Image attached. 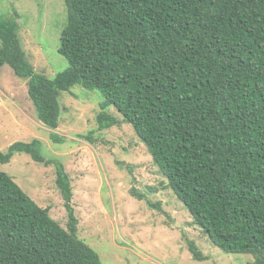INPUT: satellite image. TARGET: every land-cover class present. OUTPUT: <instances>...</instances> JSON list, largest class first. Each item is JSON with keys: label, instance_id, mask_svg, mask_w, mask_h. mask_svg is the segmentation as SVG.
Instances as JSON below:
<instances>
[{"label": "trees", "instance_id": "trees-1", "mask_svg": "<svg viewBox=\"0 0 264 264\" xmlns=\"http://www.w3.org/2000/svg\"><path fill=\"white\" fill-rule=\"evenodd\" d=\"M64 3L59 53L69 68L55 79L36 73L16 13L0 17V72L9 65L29 80L38 120L52 131L62 93L99 90L101 130L121 124L107 112L113 107L213 244L264 264V0ZM42 150L40 140L18 142L0 151V164L16 154L52 164ZM57 165L68 229L0 170V264H103L78 236L71 180ZM188 246L205 259L194 242Z\"/></svg>", "mask_w": 264, "mask_h": 264}, {"label": "rangeland", "instance_id": "rangeland-1", "mask_svg": "<svg viewBox=\"0 0 264 264\" xmlns=\"http://www.w3.org/2000/svg\"><path fill=\"white\" fill-rule=\"evenodd\" d=\"M18 14L19 39L36 73L49 79L69 68L59 53L67 21L64 0H0V17ZM16 16V15H15ZM26 78L6 65L0 72V151L18 142L40 140L52 164L16 154L0 170L53 219L68 229L65 199L57 185V169L65 168L73 188L72 206L78 236L95 250L103 264H249L251 255L225 253L216 247L167 187L146 145L116 109L107 112L120 125L101 130L98 121L104 97L99 90L75 86L61 95L60 126L42 125L28 93ZM57 134L61 143L52 141ZM91 138L93 142L87 140ZM146 196L142 201L132 191ZM154 206V207H153ZM194 242L204 260L193 258Z\"/></svg>", "mask_w": 264, "mask_h": 264}]
</instances>
